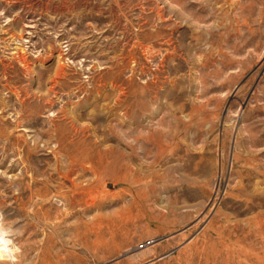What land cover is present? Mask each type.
Masks as SVG:
<instances>
[{
	"label": "rangeland",
	"instance_id": "rangeland-1",
	"mask_svg": "<svg viewBox=\"0 0 264 264\" xmlns=\"http://www.w3.org/2000/svg\"><path fill=\"white\" fill-rule=\"evenodd\" d=\"M0 228V264H264V0H0Z\"/></svg>",
	"mask_w": 264,
	"mask_h": 264
},
{
	"label": "bare ground",
	"instance_id": "bare-ground-1",
	"mask_svg": "<svg viewBox=\"0 0 264 264\" xmlns=\"http://www.w3.org/2000/svg\"><path fill=\"white\" fill-rule=\"evenodd\" d=\"M0 257L4 260L15 259L14 248L11 246L10 241L6 239L1 228H0Z\"/></svg>",
	"mask_w": 264,
	"mask_h": 264
}]
</instances>
